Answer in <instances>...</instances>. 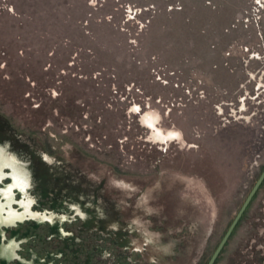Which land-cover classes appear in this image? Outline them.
<instances>
[{"label":"rangeland","instance_id":"1","mask_svg":"<svg viewBox=\"0 0 264 264\" xmlns=\"http://www.w3.org/2000/svg\"><path fill=\"white\" fill-rule=\"evenodd\" d=\"M0 116L54 158L194 185L205 264L264 166V0H0ZM214 264H264V180Z\"/></svg>","mask_w":264,"mask_h":264},{"label":"water","instance_id":"2","mask_svg":"<svg viewBox=\"0 0 264 264\" xmlns=\"http://www.w3.org/2000/svg\"><path fill=\"white\" fill-rule=\"evenodd\" d=\"M264 166L205 264H214ZM207 200L174 177L119 179L74 150L54 158L0 116V264H191Z\"/></svg>","mask_w":264,"mask_h":264},{"label":"snow or ice","instance_id":"3","mask_svg":"<svg viewBox=\"0 0 264 264\" xmlns=\"http://www.w3.org/2000/svg\"><path fill=\"white\" fill-rule=\"evenodd\" d=\"M170 138H178V134H176V133H172V134H170Z\"/></svg>","mask_w":264,"mask_h":264}]
</instances>
